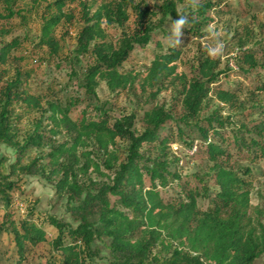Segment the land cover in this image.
<instances>
[{
	"label": "trees",
	"instance_id": "obj_1",
	"mask_svg": "<svg viewBox=\"0 0 264 264\" xmlns=\"http://www.w3.org/2000/svg\"><path fill=\"white\" fill-rule=\"evenodd\" d=\"M26 1L32 6L17 8ZM94 1L93 10L85 0H54L39 17L35 48L69 70L74 87L44 109L27 86L36 64L18 69L23 41L7 28L38 0H0V144L14 154L0 157V264H36L32 253L46 244L51 255L43 264H96L100 248L108 264H255L264 254V221L251 206L249 165L264 160V46L240 48L236 71L228 64L220 70L219 59L201 48L223 15L245 12L232 0ZM70 5L80 7L82 24L61 58L64 44L55 34L73 22ZM182 12L189 18L182 33L186 42L198 41L199 52L185 73L176 64L186 42L154 54L143 73L124 67L154 35L167 36L169 16ZM109 30L119 37L111 40ZM232 74L241 82L222 81ZM100 83L115 98L132 94L133 111L116 114L109 103L98 104ZM169 87L177 96L166 106L159 95ZM21 107L41 113L22 135ZM175 145L195 148L190 159L206 170L183 175ZM36 176L53 183L74 223L48 217L51 240L33 211L20 221L13 214L24 178Z\"/></svg>",
	"mask_w": 264,
	"mask_h": 264
},
{
	"label": "rangeland",
	"instance_id": "obj_2",
	"mask_svg": "<svg viewBox=\"0 0 264 264\" xmlns=\"http://www.w3.org/2000/svg\"><path fill=\"white\" fill-rule=\"evenodd\" d=\"M54 0H38L37 6L33 11L27 13L26 16L21 18H15L11 20L7 28L9 29V37H20L23 41V47L16 52V55H22L25 57V61L18 64L19 70L26 69L35 65V73L28 79L27 86L29 92L41 98L42 107H47L46 101L62 100L67 92H73L74 87L71 85L67 74L69 70L57 69L55 66V60L48 59V54L45 48H35L36 39L39 30V17L43 12L45 5ZM90 6H93V10L99 4L98 1L85 0ZM135 2H144L148 6L160 5L162 0H134ZM186 2V0H183ZM27 2V1H26ZM19 3L17 8L28 9L32 6L31 3ZM232 4L241 6V9L245 12L242 14L241 10H237L236 13L231 15H223L218 21L217 25L208 29L209 32L215 30L218 33L220 39L224 41L225 52L222 56L213 58L219 59V69H224V66L228 64V67L236 71L233 57L236 55L240 48H250L252 45L262 43L264 46V0H232ZM185 4L178 5V11H186ZM92 10V11H93ZM248 10V12H246ZM67 13L72 14L74 17L73 22L68 25L62 23L56 30V38H60L63 41L64 49L62 51L61 58L67 54L66 49H71L75 42V35L81 27V9L78 5H70L67 9ZM170 29V28H169ZM168 29V32H169ZM109 37L111 40H116L119 36V32L115 30H109ZM168 35V34H167ZM181 45L184 44L189 38L185 35H181ZM157 41L161 44V49L157 48ZM211 41L209 37L203 43L201 48H206ZM197 40H189L182 47L181 56L177 65L176 72L185 73L187 71V64L191 63L194 57L199 53L197 51ZM174 46L166 36H153L149 45L143 49H136L132 52L127 63L124 64L125 68H133L139 73H143L144 69L151 62L153 55L157 53H167L169 47ZM86 65L83 61L82 66ZM15 65L9 66V78L13 76ZM23 71V70H22ZM236 74L223 82L230 85L232 83L241 82V79ZM177 96V92L174 88L169 87L167 90L159 95V101L170 106ZM136 98L128 93H121L117 98L113 94H110L105 88L104 83H100L97 89V103L104 104L109 103L112 110L118 114H127L133 111L135 107ZM18 114L20 122L17 129L20 135L24 134L32 125L40 118L41 113L36 111H27L24 108H19ZM174 153L180 160L182 165L183 175L192 173H202L206 170L205 163L199 160H191L190 156L195 151V148L191 151H187L177 147H172ZM8 157L13 159L14 154L12 150L0 144V157ZM253 173L252 191H251V206L258 209L259 217L264 221V160L258 161L255 164L249 165ZM92 178L94 176H91ZM33 211L35 219L42 223L48 239L51 240L55 237V231L53 227L47 222L48 217H54L55 219L73 226V222L66 211L65 204L62 200H57L53 191V183L42 176L26 177L21 188V192L17 193L13 200V214L16 221H20L29 211ZM6 238L3 239V244H6ZM50 245L46 244L36 249L32 253L33 260L36 264H43L46 262L50 255ZM96 264H108V254L105 249H99L98 258L95 259ZM255 264H264V254L255 261Z\"/></svg>",
	"mask_w": 264,
	"mask_h": 264
},
{
	"label": "clouds",
	"instance_id": "obj_3",
	"mask_svg": "<svg viewBox=\"0 0 264 264\" xmlns=\"http://www.w3.org/2000/svg\"><path fill=\"white\" fill-rule=\"evenodd\" d=\"M169 24L170 29L166 39H169L172 44L174 45H181V40L179 39L180 36L183 34L182 30L185 26L189 23V18L183 12L177 15L175 18H171L169 16ZM209 40L211 41L208 43L206 47V53L210 58H216L222 56L225 52V44L222 39L219 38L218 33L215 30H212L209 33Z\"/></svg>",
	"mask_w": 264,
	"mask_h": 264
}]
</instances>
